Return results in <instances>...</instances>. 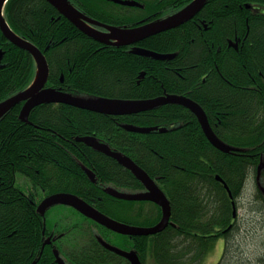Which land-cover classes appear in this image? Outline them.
<instances>
[{
	"label": "trees",
	"instance_id": "1",
	"mask_svg": "<svg viewBox=\"0 0 264 264\" xmlns=\"http://www.w3.org/2000/svg\"><path fill=\"white\" fill-rule=\"evenodd\" d=\"M89 1L81 0L84 8H77L100 20L104 15L112 24H123L124 16L133 15L122 16L120 6L100 0H93L97 4L93 10L88 7L91 15L85 9ZM138 1L145 4L146 14L157 11L150 17L159 18L191 0ZM3 15L18 36L44 54L47 86L74 96L115 100L186 96L203 109L215 135L240 151L224 153L213 147L196 117L177 104L125 116L42 104L31 110V124L19 119L21 105H17L0 119V264H58L54 251L65 264H129L106 250L98 237L134 250L143 264L149 237L156 264H203L219 239L225 242L217 264H264L262 259L239 257L229 245V235L237 228L232 203L237 211L249 178L255 188L251 210L264 213V194L256 183L264 158V0H207L193 20L139 42L148 51L175 54L166 60L124 52L122 46H104L45 0H8ZM0 51L2 101L29 86L35 63L1 32ZM125 125L155 129L137 133ZM86 136L129 157L146 172L169 201L171 224L152 236L129 237L67 207L55 206L60 211L52 220L48 216L54 207L44 216L37 212L42 198L71 193L131 226L150 227L161 219L160 207L152 202L119 200L106 192L133 194L144 187L116 160L76 141ZM86 169L93 173V182ZM18 175L30 187L18 186ZM260 182L264 187V169ZM50 234L53 246L45 243Z\"/></svg>",
	"mask_w": 264,
	"mask_h": 264
},
{
	"label": "water",
	"instance_id": "2",
	"mask_svg": "<svg viewBox=\"0 0 264 264\" xmlns=\"http://www.w3.org/2000/svg\"><path fill=\"white\" fill-rule=\"evenodd\" d=\"M8 0H0V32L2 36L14 46L26 51L31 55L35 63V74L32 82L24 90L0 101V119L11 109L17 105H21L19 112V119L24 122H29V114L31 110L42 104H66L79 109L100 113L103 115L112 116H125L133 115L141 112L155 109L165 104H177L181 105L192 112L196 117L203 134L210 142V144L221 152L228 153L234 151H240L239 148L231 147L225 142L221 141L213 132L206 114L203 109L191 99L185 96L177 95H166L152 99L143 100H115L109 98H94L87 99L81 96H74L65 93L59 89L47 87L49 77V67L44 54L32 43L28 42L24 38L18 36L7 24L3 15L4 6ZM60 15L66 18L71 24H73L79 31L92 38L93 40L106 45L113 46H127L140 42L150 36L164 32L169 29L176 28L187 21L193 19L196 14L203 8L207 0H192L187 6L175 14L168 16L163 19L156 20L144 25H140L136 28H118L106 26L96 21H93L78 11L66 0H45ZM116 3L127 5V6H138L141 5L135 1L128 0H113ZM98 25L107 29L108 32L98 31L90 26ZM230 46L237 48L236 44L230 43ZM135 54L144 57H150L155 60H166L174 57V54H159L148 50L135 48L133 51ZM2 52L0 51V61ZM125 129L137 132V133H149L155 128L151 127H137L132 125H125ZM163 131V129H160ZM76 141L82 142L88 147L101 152L108 157L116 160L120 165L129 170L135 178L141 182L144 187L142 192L138 193H126L119 192L112 189L106 192L119 200L124 201H149L161 209V219L159 222L150 227L131 226L125 223L118 222L104 215L97 209L90 206L81 198L70 193H55L45 197L37 206V212L42 216L45 215L46 211L56 205L69 206L79 212L86 218L94 221L100 226L106 229L124 236L136 237V236H152L163 231L170 223L171 208L169 201L163 191L157 186V184L137 166L129 157L122 155L121 153L112 151L107 144L98 141L94 137H80L76 138ZM264 169V158H261L257 168L256 183L259 190L264 194V187L260 182L261 171ZM86 174L93 179V173L89 170H85ZM216 179L224 186L228 192L230 198H232L231 192L228 186L218 176ZM233 204V213L236 212ZM231 226H229L223 233L227 232ZM98 241L106 249L120 257L126 259L129 264H143L139 259V256L134 250H123L116 246L109 244L102 238L98 237ZM49 239L46 240V244L49 243ZM55 261L58 264H65L62 258L59 256L57 251H54Z\"/></svg>",
	"mask_w": 264,
	"mask_h": 264
},
{
	"label": "rangeland",
	"instance_id": "3",
	"mask_svg": "<svg viewBox=\"0 0 264 264\" xmlns=\"http://www.w3.org/2000/svg\"><path fill=\"white\" fill-rule=\"evenodd\" d=\"M82 98L96 99L92 95L83 94ZM16 184L27 186L26 181L21 177H16ZM253 179L249 178L245 184L237 207V228L229 235L231 252L239 257L250 261L264 260V213L256 214L251 208L255 206V188ZM20 183V184H19ZM27 189V188H25ZM59 208H52L48 220H52L54 213ZM225 240L219 239L203 264H217L222 256ZM153 237H149V249L145 264H156L151 258Z\"/></svg>",
	"mask_w": 264,
	"mask_h": 264
},
{
	"label": "flooded vegetation",
	"instance_id": "4",
	"mask_svg": "<svg viewBox=\"0 0 264 264\" xmlns=\"http://www.w3.org/2000/svg\"><path fill=\"white\" fill-rule=\"evenodd\" d=\"M73 7H75L77 10H79L81 13H86V12H84L83 10L81 11L79 8L81 7L82 9L84 8V6L81 4V0H67ZM100 1H102L103 3H106V4H108V3H112V4H114V5H116V6H120V8L118 9V12L120 13V15H122L123 16V12H129L128 14H133L132 16H124L123 18H122V21H123V24H120V25H117V24H112V23H110V21L111 20H109L108 18H106L104 15H102V17H103V20H100V19H98V18H95V17H92V16H89V15H87V14H84L86 17H88L89 19H91V20H93V21H96V22H98V23H101V24H103V25H106V26H111V27H118V28H128V29H132V28H136V27H138V26H140V25H144V24H147V23H150V22H154V21H156V20H158V19H163V18H166V17H168V16H170V15H172V14H174V13H176V12H178V11H180L181 9H183L185 6H187L191 1H189L187 4H185L182 8H180L179 10H177L176 12H174V13H172V14H169V15H167V16H164V17H159V18H151L150 16H152V17H154V15L156 14V12H149L150 14H146V11H145V4L144 3H142L141 1H138V0H128V1H135V2H137V3H139L140 5H141V7H138V6H127V5H122V4H119V3H116V2H114L113 0H100ZM123 1V0H122ZM125 1V0H124ZM97 7V4L93 1V0H90L88 3H87V6H86V11L87 12H89L90 13V11L88 10V7H90V9L91 10H93V7ZM77 7H79V8H77ZM56 12L58 13V11L56 10ZM59 14V13H58ZM91 14V13H90ZM145 14V15H144ZM60 15V14H59ZM92 15V14H91ZM142 15H144L143 17H141V18H137V16H142ZM61 17H63L62 15H60ZM196 16H197V14H196ZM195 16V17H196ZM97 17H100V15L99 16H97ZM66 19V18H65ZM67 20V19H66ZM191 20H193V19H191ZM68 21V20H67ZM90 26L92 27V28H94V29H96V30H98V31H101V32H108L107 31V29H105L104 27H102V26H98V25H92V24H90ZM141 42V41H140ZM101 44V43H100ZM139 42H137V43H135V44H132V45H127V46H122V47H119V48H122V51H124V52H126V51H128L129 53L131 52V53H133V54H135L133 51H134V49L135 48H140V49H144V48H142V47H140L139 45ZM104 46H111V45H106V44H103ZM112 47V46H111ZM116 48V47H115ZM144 50H146V49H144ZM137 55V54H136ZM143 76H144V73L142 74ZM63 81V78L61 77L60 78V82H62ZM61 90V89H60ZM166 95H171V94H164V95H162V96H166ZM190 111V110H189ZM191 112V111H190ZM125 168V167H124ZM126 169V168H125ZM86 173V172H85ZM87 175V174H86ZM88 176V175H87ZM89 177V176H88ZM90 178V177H89ZM94 176H93V179H91L90 178V181H94ZM28 187H30V185L28 186H25V188H28ZM103 188V187H102ZM80 198V197H79ZM43 199V198H42ZM42 199L38 202V203H40L41 201H42ZM100 201H102V199H100V198H98ZM82 200H84V199H82ZM86 203H88L90 206L92 205L93 206V204H91V203H89V202H87L86 200H84ZM38 205V204H37ZM94 205H96V204H94ZM57 206H59V205H57ZM60 206H63V207H67V208H70V209H72V210H74L73 208H71V207H69V206H64V205H60ZM93 208H94V206H93ZM75 212H77L76 210H74ZM77 213H79V212H77ZM81 215V214H80ZM81 216H83V215H81ZM84 218H86L85 216H83ZM87 219V218H86ZM115 234V233H114ZM51 235V237H50V244L49 243H47V244H49V245H52L53 246V241H52V238H53V235L52 234H50ZM97 241H98V239H97ZM99 242V241H98ZM100 243V242H99ZM101 244V243H100Z\"/></svg>",
	"mask_w": 264,
	"mask_h": 264
}]
</instances>
